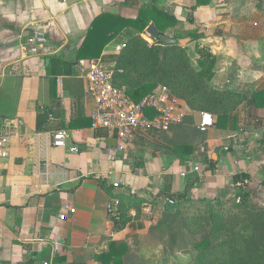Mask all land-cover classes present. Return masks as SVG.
<instances>
[{"label": "crops", "instance_id": "obj_1", "mask_svg": "<svg viewBox=\"0 0 264 264\" xmlns=\"http://www.w3.org/2000/svg\"><path fill=\"white\" fill-rule=\"evenodd\" d=\"M143 8L177 20L167 35H178L195 60L197 41L189 35L202 34L200 47L217 59L213 86L248 97L235 112L238 129L200 132L186 162L157 151L144 140L148 134H137L126 154L105 130L72 127L79 95L80 115L92 124L86 81L77 65L72 76L50 72V58L69 60L97 17L135 20ZM121 48L122 37L104 59ZM0 63L10 71L0 86V134L9 138L8 155L0 156V264H103L98 256L112 242L126 245L123 264L178 263L174 253L157 254L175 250L163 238L169 228L158 224L176 215L167 211L170 194L189 188L195 200L234 201L235 190L245 188L264 203V108L252 95L264 91V0H0ZM50 109L38 129V115ZM200 115L193 114L196 125ZM59 129L69 132L65 148L51 144ZM103 182L120 184L113 190L123 204L141 208L130 210L123 230H114Z\"/></svg>", "mask_w": 264, "mask_h": 264}, {"label": "trees", "instance_id": "obj_2", "mask_svg": "<svg viewBox=\"0 0 264 264\" xmlns=\"http://www.w3.org/2000/svg\"><path fill=\"white\" fill-rule=\"evenodd\" d=\"M209 1L198 0V5ZM152 22L164 35H167L170 26L178 23L165 12L146 8L140 11L135 20L124 19L119 15H100L93 21L78 48V60L104 58L105 48L122 37L120 53L109 60L115 70L113 84L124 89L137 103L156 87L166 86L173 96L179 98L182 109L190 108L191 112L186 113L185 119L172 125L168 132L148 133L153 139L150 144L157 151L186 162L196 152V138L200 134L193 114L208 112L213 115L218 129L237 130L238 117L235 112L248 97L246 94L219 90L213 86L217 59L207 48L200 47L198 41L203 38L202 34L196 32L189 35L192 41H197L198 58L195 60L189 49L181 45L178 35H167L176 40L175 44L166 45L154 39L149 43L144 35ZM50 60L52 75H75L77 64H71L62 56H54ZM252 95L256 105L264 108V91ZM76 99L78 114L71 119L70 125L78 128L91 126L90 120L80 115L82 98L79 95ZM50 112L51 109L38 115V129L43 128ZM101 184L112 195L109 204L112 210L108 213L114 222V230H123L131 220L130 210L137 208L139 211L141 208L133 201L123 204L122 196L114 192V187L108 186L106 182ZM189 192L188 188L184 194H170L169 199L178 201L171 206L173 208L194 205L198 209V216L185 223L188 228L191 227L195 240V264H264V203L257 202L251 190L237 188L236 199L231 203L195 200L188 196ZM203 221L205 223L201 224ZM126 248L125 244L112 242L109 251L98 256V259L103 264H123Z\"/></svg>", "mask_w": 264, "mask_h": 264}, {"label": "built area", "instance_id": "obj_3", "mask_svg": "<svg viewBox=\"0 0 264 264\" xmlns=\"http://www.w3.org/2000/svg\"><path fill=\"white\" fill-rule=\"evenodd\" d=\"M29 51L36 54L38 48L32 46ZM77 66L80 76L86 81L87 98L93 100L95 105L91 114V127L94 130H105L109 137L115 138L119 152L127 154L134 150L137 134L168 132L172 125L181 123L186 113L191 112L189 107L182 109L179 98L173 96L166 86L161 85L141 102H134L124 89L113 84L114 65L104 58L80 60ZM9 74L8 67L0 63V86ZM151 112L155 114L152 115ZM50 117L53 119V115ZM214 127L213 115L208 112L201 113L199 131L206 133ZM68 138L69 132L59 129L52 135L51 144L54 147L65 148ZM8 143L9 138L0 134L1 157L8 155L6 150ZM70 151L76 153L77 149L72 148ZM113 186L117 189L120 184L115 183ZM168 201L171 205L174 204L173 200ZM111 210V205H109L108 212ZM70 211L74 212L73 209Z\"/></svg>", "mask_w": 264, "mask_h": 264}, {"label": "rangeland", "instance_id": "obj_4", "mask_svg": "<svg viewBox=\"0 0 264 264\" xmlns=\"http://www.w3.org/2000/svg\"><path fill=\"white\" fill-rule=\"evenodd\" d=\"M145 35L147 36V39L145 37L144 38L149 43H152L153 42L152 38L149 37L147 34ZM198 125L195 124L196 128ZM147 136L149 135H146L145 137ZM151 139H152L151 136L147 137L146 139L144 138V140L145 141L147 140L149 144L153 142V139L152 140ZM229 202L231 203L233 201H229ZM197 210H198L197 207L194 205L192 206L185 205L184 207H175V208L170 207L167 210L168 212L173 211L176 215H173L170 220L168 219L167 222H161V223L159 222L158 224H161L160 227H166L167 229L169 228L167 232L165 230V234H163V238L164 237L166 238L168 245L171 244L172 242V247H174L175 250L163 251L164 249L163 248L161 249L162 251L160 250V252L157 253L158 255L163 254L165 256V254L167 253H171V255L172 253H174L175 254L174 257H176L175 260H177L178 263H173V264H195V259L197 255V252L195 251L194 248L195 240L191 231V227L188 228L185 223L186 221L187 222L191 221L192 220L191 218L198 216ZM204 223L205 222L203 221L201 224ZM130 245L133 248L135 246L133 242L130 243Z\"/></svg>", "mask_w": 264, "mask_h": 264}, {"label": "water", "instance_id": "obj_5", "mask_svg": "<svg viewBox=\"0 0 264 264\" xmlns=\"http://www.w3.org/2000/svg\"><path fill=\"white\" fill-rule=\"evenodd\" d=\"M105 13H114L113 11H106ZM146 34L151 37L154 40H159L160 42L169 45V44H175L176 40L173 38L168 37L167 35L161 34L159 29L156 27L155 24H151L146 29ZM68 59L71 64L76 65L78 63V52L76 49H73L68 54Z\"/></svg>", "mask_w": 264, "mask_h": 264}]
</instances>
